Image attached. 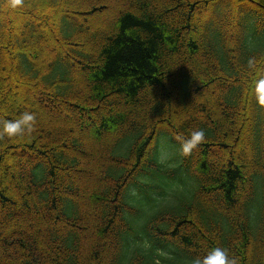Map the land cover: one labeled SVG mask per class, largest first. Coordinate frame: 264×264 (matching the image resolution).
Wrapping results in <instances>:
<instances>
[{
    "label": "trees",
    "instance_id": "1",
    "mask_svg": "<svg viewBox=\"0 0 264 264\" xmlns=\"http://www.w3.org/2000/svg\"><path fill=\"white\" fill-rule=\"evenodd\" d=\"M4 3L0 92L42 113L44 97L59 125L60 107L94 118L77 135V120L47 128L36 111L35 132L0 138V264H191L215 247L264 264V108L248 67L264 68V0ZM48 42L60 55L43 59ZM6 99L0 121L23 113ZM195 129L205 142L185 157Z\"/></svg>",
    "mask_w": 264,
    "mask_h": 264
},
{
    "label": "clouds",
    "instance_id": "2",
    "mask_svg": "<svg viewBox=\"0 0 264 264\" xmlns=\"http://www.w3.org/2000/svg\"><path fill=\"white\" fill-rule=\"evenodd\" d=\"M23 6V0H5L4 7L15 12ZM258 62L255 58L248 60V67L256 71L257 78L253 81L251 89L252 96L256 104L264 108V68L257 67ZM36 122V114L25 111L18 118L0 121V138L9 139L23 136L25 132L31 133ZM205 142V131L203 129L192 130L189 136L182 140L180 152L187 157L201 144ZM191 264H236L235 260L230 258L227 249L215 247L210 249L202 258L197 257L191 261Z\"/></svg>",
    "mask_w": 264,
    "mask_h": 264
},
{
    "label": "rangeland",
    "instance_id": "3",
    "mask_svg": "<svg viewBox=\"0 0 264 264\" xmlns=\"http://www.w3.org/2000/svg\"><path fill=\"white\" fill-rule=\"evenodd\" d=\"M100 6L101 5H99V4H97V5H94V7H93V9H90L89 11H91V10H95V9H98V8H100ZM88 11V10H87ZM83 12H86V11H83ZM202 12H204V15H207L208 14V12L207 11H202ZM197 13H198V11H197ZM21 19V18H20ZM19 20V19H18ZM95 20H97V22H99V19L98 18H95ZM18 22V21H17ZM96 22L94 21V24H95ZM100 26L101 24L100 23H97V24H95L94 25V27H98V26ZM15 26V25H14ZM91 32V31H90ZM88 35V34H87ZM12 42V41H11ZM11 42H9V41H4L3 42V45H4V49H5V52L8 54V55H13V56H15V52H14V49H11V45H13ZM45 45V44H44ZM45 49V52L44 53H41V54H43V55H41V57H43V59H46L48 56L50 57V58H48V59H52V58H55L57 55H60V50L56 47V48H54L53 50H52V46H51V44L48 42V44L44 47ZM84 49H87L86 47H84ZM52 50V51H51ZM15 53V54H14ZM32 58H30V60H31ZM13 61V63L16 61V60H12ZM42 62H45V60L44 61H42ZM38 63L39 64H41V61L39 60L38 61ZM37 68V67H36ZM4 76H5V74H4ZM80 76V75H79ZM78 76V74H76V76L74 75V72H73V75H72V77H79ZM16 77V76H15ZM17 78V77H16ZM20 79V78H19ZM76 79H78V78H76ZM79 82V81H78ZM7 86H9V88L10 89H12V93H10V91H9V93L8 92H6L5 94H4V91H1L0 92V97H2L3 95H5V99H6V97L9 99V98H12V99H19V101H20V105H21V110L24 112V111H28V112H32V113H35V114H37V112H39V113H41L42 115H40L39 114V116H40V118L42 119V120H44V122H45V126L47 127V128H51L52 126H64V127H67L68 129L70 128V129H73L74 128V126H72L73 125V123H74V121H78V123L80 124H78L79 125V129L78 130H76V129H74V133L75 134H80V133H83L84 135H87V132L85 131L86 129H85V127H86V125L88 126V120H89V117L90 118H94V114H92L91 112H84L83 113V115H79L78 114V117L77 116H75V117H77L76 118V120L74 119V116L71 114V112L68 110V109H66V108H64V107H60V110H61V112L60 113H63L62 115L63 116H65L66 118L64 119L65 120V124H57L56 122L57 121H55L53 118H51L50 116V114H46V113H48V111L49 110H53L52 109V105L50 104H48L47 102H48V100H45L44 99V97H41V96H39L40 98H41V100H42V104H43V107L41 108L42 109V111L45 113V115H44V113H42L40 110H33V109H31L30 108V106L27 108V109H25L26 108V104H23L22 105V103L23 102H21L22 101V99H23V96H24V93H25V91H19L18 92V89H16L14 86H12V84H10V85H7ZM33 91H34V89H32ZM16 92H18V93H16ZM18 94V95H17ZM37 96H38V94H36ZM81 95H83L84 96V93L83 94H81ZM13 97H16V98H13ZM218 97H219V94H218ZM36 98V97H35ZM215 98V97H214ZM7 100V99H6ZM45 100V101H44ZM218 100H219V98H218ZM78 101L79 100H76V101H74V102H71V103H74L75 105H79V103H78ZM214 105H216V104H218V102L216 101V98L214 99ZM25 105V107H23ZM6 106H8V104L6 103ZM33 108V107H32ZM39 108V107H38ZM37 111V112H36ZM245 111H241V113L243 114ZM240 113V114H241ZM77 115V114H76ZM189 116H186V118H188ZM36 124V123H35ZM35 124H34V126H33V131L35 132L37 129H38V127H36L35 126ZM75 124V123H74ZM77 125V126H78ZM69 137L70 136H72V134L71 133H69V135H68ZM82 142L84 143V147L82 148L84 151H85V155H86V159L88 160V162H91V160L90 159H93L94 157H95V153H94V151H92V148H91V146L89 145V142H88V144H86V141L85 140H82ZM82 143V144H83ZM247 150V147H246V149H245V151ZM214 156H218V155H220V151L219 150H214L213 151V153H212ZM28 156V155H27ZM85 159V160H86ZM86 160V161H87ZM86 163V162H85ZM84 169V170H86V172H87V170L89 169V167H86V165H85V167H81V169ZM90 172H92V171H90ZM88 173V172H87ZM93 173V172H92ZM78 180V179H77ZM79 180H81V179H79ZM83 186H85V184H82ZM86 187V186H85ZM8 210V209H7ZM13 222V221H12ZM12 222H9V223H12Z\"/></svg>",
    "mask_w": 264,
    "mask_h": 264
}]
</instances>
